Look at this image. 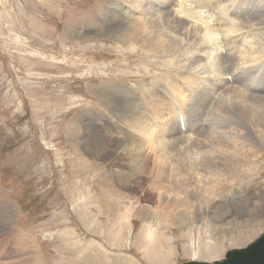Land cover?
<instances>
[{
    "label": "rangeland",
    "instance_id": "obj_1",
    "mask_svg": "<svg viewBox=\"0 0 264 264\" xmlns=\"http://www.w3.org/2000/svg\"><path fill=\"white\" fill-rule=\"evenodd\" d=\"M114 2L0 0V221L6 216L11 230L31 235L32 255L44 264H57L60 254L62 264L221 259L264 232V154L259 174L236 189L248 209H231L221 218L210 214L204 225L200 221L206 210L188 226L156 224L153 242L145 248V206L154 205L143 201L145 186L135 178L126 179L124 186L117 181L116 173L128 169L127 157L113 150L101 160L91 152L93 145L87 150L90 122L111 139L136 141L139 134L115 110L129 97L160 129L142 103L143 88H150L149 97L156 102L166 101L153 81L161 67L141 49L89 35L91 28L103 25L106 7ZM213 104L203 112L206 121ZM129 188L141 195L131 198L140 209L125 208L126 195L132 197ZM106 191L120 194L117 207L115 201L100 204ZM10 228L0 231V238ZM197 241L201 247L208 244V251L194 257L190 249ZM20 256H1L0 262Z\"/></svg>",
    "mask_w": 264,
    "mask_h": 264
},
{
    "label": "bare ground",
    "instance_id": "obj_2",
    "mask_svg": "<svg viewBox=\"0 0 264 264\" xmlns=\"http://www.w3.org/2000/svg\"><path fill=\"white\" fill-rule=\"evenodd\" d=\"M106 8L104 26L87 30L89 35L141 49L161 67L153 81L167 101L162 99V105L156 95V102L149 97L150 88H143L142 103L155 116L159 130L129 97L115 110L128 130L139 134L136 141L111 139L90 122L92 142L86 144L90 151L108 138L112 151L129 159L128 169L116 173L117 181L124 186L126 179L135 178L138 186H145L143 201L154 204L145 206V248L153 242L156 224L188 226L206 210L200 221L204 225L210 214L221 218L228 210L248 209L247 199L237 197L236 189L248 185L263 164L264 0H115ZM213 59L219 73L209 75L204 66ZM177 100L185 113L179 122L171 115ZM210 102L214 104L206 121L202 115ZM91 152L96 153L94 148ZM127 192L132 197L126 195L125 208H139L131 198L141 195H134L132 188ZM105 193L100 204L115 201L117 207L120 194ZM6 218L0 221V231L10 228ZM4 233L0 257H22L0 264H44L32 255L31 235L15 228ZM207 245L201 247L197 241L191 254L204 255ZM54 260L62 264L64 255Z\"/></svg>",
    "mask_w": 264,
    "mask_h": 264
},
{
    "label": "water",
    "instance_id": "obj_3",
    "mask_svg": "<svg viewBox=\"0 0 264 264\" xmlns=\"http://www.w3.org/2000/svg\"><path fill=\"white\" fill-rule=\"evenodd\" d=\"M181 264H264V232L246 247L229 249L221 259L189 260Z\"/></svg>",
    "mask_w": 264,
    "mask_h": 264
},
{
    "label": "snow or ice",
    "instance_id": "obj_4",
    "mask_svg": "<svg viewBox=\"0 0 264 264\" xmlns=\"http://www.w3.org/2000/svg\"><path fill=\"white\" fill-rule=\"evenodd\" d=\"M219 65L216 63V61L213 59L209 62V64L204 66L205 72L209 75L218 74L219 73ZM214 69L215 71H209ZM181 100L175 101L174 109L172 110V117L179 122L180 116L184 115L181 111ZM103 135V134H102ZM94 151L98 154L99 158L101 160H107L111 155V145L108 142V138H105L102 141H99L93 145Z\"/></svg>",
    "mask_w": 264,
    "mask_h": 264
}]
</instances>
